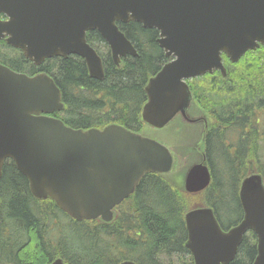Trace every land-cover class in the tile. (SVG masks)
I'll return each mask as SVG.
<instances>
[{
    "label": "water",
    "instance_id": "95a60500",
    "mask_svg": "<svg viewBox=\"0 0 264 264\" xmlns=\"http://www.w3.org/2000/svg\"><path fill=\"white\" fill-rule=\"evenodd\" d=\"M0 15L5 17L0 18V41L22 51L34 65L77 55L97 80H104L105 69L88 43L89 32H99L120 65L122 58L138 52L117 22L158 30L157 43L172 60L149 79L140 119L159 130L175 124L197 127L199 107L187 80L217 69L226 76L222 52L237 62L247 50L264 45V0H0ZM62 100L49 75L30 77L0 63V179L11 160L28 180L34 199H50L78 222L99 219L106 224L146 174H162L190 195L209 187L204 142L191 138L185 151L172 147L173 152L116 124L75 129L50 117L64 110ZM204 115L211 129L213 119ZM175 154L189 161L185 168L174 170ZM239 199L243 219L227 232L211 207L194 205L184 214L192 264H230L250 230L257 236L252 264H264L263 177L246 178ZM52 264L68 263L56 258Z\"/></svg>",
    "mask_w": 264,
    "mask_h": 264
},
{
    "label": "trees",
    "instance_id": "16d2710c",
    "mask_svg": "<svg viewBox=\"0 0 264 264\" xmlns=\"http://www.w3.org/2000/svg\"><path fill=\"white\" fill-rule=\"evenodd\" d=\"M117 25L138 55L122 59L117 66L99 33L90 32L87 39L102 57L104 80L92 78L85 61L77 55L34 66L4 41L0 42V62L30 76L50 75L62 92L65 106L63 112L51 116L72 128L102 129L118 124L139 131L143 127L140 113L147 101L145 86L168 59L157 43L158 30L133 21ZM262 53L259 52V58L239 64L238 70L228 75L231 79L216 74L193 83L196 99L200 98L214 114L217 104L226 112L263 100L256 99L264 97ZM166 143L177 149L184 145L175 131ZM211 151L215 152L209 147L213 180L205 192L186 194L169 184L162 175L149 174L131 196V206L110 224L98 220L77 222L52 201L33 199L26 177L12 162H6L0 179V264H51L56 258L68 264H119L123 260L137 264L192 263L185 247L184 214L187 210L198 205L202 198L199 205L212 207L225 229L236 225L243 216L238 198L241 179L227 160L216 164ZM254 238V235L245 237L237 257L230 264L253 263L256 256Z\"/></svg>",
    "mask_w": 264,
    "mask_h": 264
},
{
    "label": "flooded vegetation",
    "instance_id": "af4514ba",
    "mask_svg": "<svg viewBox=\"0 0 264 264\" xmlns=\"http://www.w3.org/2000/svg\"><path fill=\"white\" fill-rule=\"evenodd\" d=\"M262 51V56H264V46L262 45L255 50H249L237 62H231L226 55H223L226 77H223L221 71L217 70L213 74H204L196 80L201 81L208 75L216 74H220L221 77L227 79L231 71L238 70L239 64L248 59L261 57L259 52ZM199 99L196 100L200 108L213 118L211 130L208 131L210 122L208 123L205 116L202 115L197 118V127H185L183 129L192 130L195 139L199 140V145L205 143L207 160L209 161L208 150L210 147L215 151L214 153L211 151V157L215 160V163L221 164L227 160L233 166H231L232 169L234 168L238 173L237 176L241 179V182L250 174V168H253L255 174H261L264 177L262 173L264 172V97L256 98L263 99L260 102L245 103L246 108L244 109H229L226 112H222L220 104H217L218 109L215 114ZM167 130L152 129L144 123L143 127L136 133H144L151 138L163 140L162 133L167 132ZM131 196L116 208L117 214H121L125 208L131 206Z\"/></svg>",
    "mask_w": 264,
    "mask_h": 264
},
{
    "label": "rangeland",
    "instance_id": "374dc122",
    "mask_svg": "<svg viewBox=\"0 0 264 264\" xmlns=\"http://www.w3.org/2000/svg\"><path fill=\"white\" fill-rule=\"evenodd\" d=\"M192 82V84L193 83H197V82H199L198 80H192L191 81ZM211 117V116H210ZM212 118V117H211ZM213 119V118H212ZM163 134V140L162 139H155L154 138V140H156V141H158V142H160V143H162V144H164V145H166L168 148H170V150L171 151H173L172 150V147L170 146V145H168L167 143H166V139L168 138V135L167 134H165V133H162ZM153 139V138H152ZM201 200H202V198L200 199V202H201ZM200 202H199V204H200ZM194 205H196V204H194ZM70 218V217H69ZM64 220H66L67 221V219L64 217ZM73 220V219H72ZM92 221H96V220H92ZM92 221H87V222H92ZM55 234V232L53 233V235Z\"/></svg>",
    "mask_w": 264,
    "mask_h": 264
}]
</instances>
